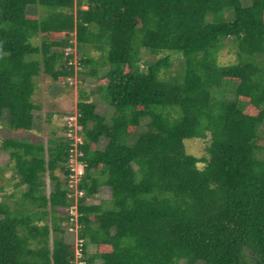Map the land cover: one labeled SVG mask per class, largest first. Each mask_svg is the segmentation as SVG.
<instances>
[{
    "label": "trees",
    "instance_id": "1",
    "mask_svg": "<svg viewBox=\"0 0 264 264\" xmlns=\"http://www.w3.org/2000/svg\"><path fill=\"white\" fill-rule=\"evenodd\" d=\"M227 42L236 61L221 65ZM261 53L264 0H0V120L7 111L12 130H33L42 71L100 79L113 109L109 120L79 89L77 183L72 138L2 142L0 177L12 163L25 189L0 200V264H75L70 207L82 264H264ZM192 138L209 140L203 156L188 152ZM103 186L110 202L88 203Z\"/></svg>",
    "mask_w": 264,
    "mask_h": 264
},
{
    "label": "rangeland",
    "instance_id": "2",
    "mask_svg": "<svg viewBox=\"0 0 264 264\" xmlns=\"http://www.w3.org/2000/svg\"><path fill=\"white\" fill-rule=\"evenodd\" d=\"M250 3V0H246ZM41 9L46 10L44 7L31 6L28 8V10L32 13L41 14ZM73 12H76V7H74ZM73 47L65 48L66 53L73 52V60L72 64L75 65L76 70L79 69L78 60H79V52H77V46H76V38L75 33L71 34ZM43 37L39 36L37 37L36 41L40 45L41 39ZM233 48L231 47L230 42H227L226 46L222 49L221 55L218 58L219 64L221 65H227L229 63H233L236 61V57L233 53ZM95 54L98 55V52H95ZM167 54L166 52L159 54V55H150L146 50L143 51L144 59L146 60H155L159 58L162 55ZM173 57H175V64L171 69L169 70L170 74H173L176 70V67L178 65L179 57L178 54H173ZM253 61H255L258 65H262L264 68V53L257 54L253 57ZM37 81V87L35 90V93L33 95V100L40 105V110L35 112V126L33 130L31 131H14L9 126V113L5 111L2 119L0 120V166H5L9 164L10 157L9 153L2 149V142L7 138H26L30 141L38 142L43 141L45 143H48L49 139L53 136H63L66 138L68 137V131L64 130V124L68 121L70 122L71 116H77L78 109H77V103L79 100V89L82 88L86 90L90 95V100L96 103L97 105V111L100 114H105L108 119L110 120L113 109L109 107L108 101L105 100L100 92H99V84L100 79L97 78H91L86 77V79L83 80L81 75L79 73H75L74 76L68 77L67 80H65L63 83L54 81L48 74H46L44 71H42L41 75L36 79ZM231 98V97H230ZM73 123H75L73 121ZM73 135L75 136V133L77 132L76 126L73 127ZM264 130V127H260V131ZM259 133L261 134V132ZM264 136V134H262ZM208 139H201V138H192V139H186L185 144L188 152L201 157L204 155L206 146L208 144ZM107 143V139L103 138L100 143V147L103 148L104 145ZM73 144V143H72ZM74 145V144H73ZM72 152H76L75 147H73ZM258 158L264 159V150L262 152H258L257 154ZM74 160V158H73ZM82 164L77 161L75 157V161H71L70 168H74L75 171H79L82 169ZM13 164L11 163L8 165V168L3 172V175L0 177V186H4V189L0 192V200L2 199L3 195H13L11 197V203L13 204L16 202V200L20 201L22 192L24 191V187H20L15 190V184L18 182V176L15 174L13 170ZM73 171V174L75 173ZM58 174L60 177L64 180L71 178L65 177L64 174L60 171H58ZM79 178L77 177L75 181L77 182ZM51 182L49 178H47V191L51 188ZM76 191V190H75ZM80 193H72V197L78 198ZM111 189L108 187H101L98 194H96L94 197H91L88 199V203L93 202H100V201H106L109 203L111 199ZM65 215H73V219L69 218L68 221H65L68 223L67 229L64 233V238L67 242H73L75 245V252H76V258H75V264H82V252L80 250V240L78 237V232L80 230L81 224L78 222V212L76 208L70 207L67 209V212ZM70 216H67V218ZM62 226L64 228V225L62 223ZM95 245H89L88 246V254H92L96 251Z\"/></svg>",
    "mask_w": 264,
    "mask_h": 264
},
{
    "label": "built area",
    "instance_id": "3",
    "mask_svg": "<svg viewBox=\"0 0 264 264\" xmlns=\"http://www.w3.org/2000/svg\"><path fill=\"white\" fill-rule=\"evenodd\" d=\"M77 116H78V114H77ZM77 116H71L70 117V122L68 121V126H69V129H68V137L72 138V140L74 141V143H73L74 144V147L76 149V152H74V154H73L74 155V157H73L74 160L73 161H75V157H76V159L78 158V145L83 142L82 137L79 134V129L80 128H79V125H78ZM73 121L75 123H73ZM75 126L77 128V132L75 133V136H74L73 135V130H74L73 127H75ZM77 161H78V159H77ZM74 171H75V169H74ZM82 173H83V168L81 170H79V171H75V174L73 175L74 176V181H75V179L77 177L80 179V174H82ZM79 179L77 180V182L79 181ZM77 182L75 181V183H77ZM80 195H82V192L80 193Z\"/></svg>",
    "mask_w": 264,
    "mask_h": 264
}]
</instances>
